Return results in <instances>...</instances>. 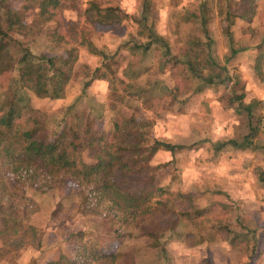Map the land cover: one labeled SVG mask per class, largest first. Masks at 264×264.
Returning <instances> with one entry per match:
<instances>
[{"label":"trees","instance_id":"trees-1","mask_svg":"<svg viewBox=\"0 0 264 264\" xmlns=\"http://www.w3.org/2000/svg\"><path fill=\"white\" fill-rule=\"evenodd\" d=\"M13 1L0 0V84L7 76L0 87V263L172 264L169 246L196 248L210 234L235 248L245 245L253 260L259 258L260 236L248 216L207 195L221 191L171 186L180 172L178 155L205 142L185 146L150 133L162 112L180 110V94L211 91L221 95L242 128L206 142L207 149L252 151L264 160V101L246 102L243 82L228 67L253 52L252 70L264 83V33L237 28L256 17L257 0H188L174 15L177 32L158 29L154 0H140L138 11L115 0H88L81 17L91 31L74 22L72 44L58 31L57 19L64 8H73L69 0H19L18 8ZM214 17L226 44L222 59L211 29ZM125 25L129 30L114 48L91 41L97 26ZM45 31L48 50L34 52ZM81 51L98 65L83 66L79 77ZM178 72L185 74L182 88L168 78ZM95 81L106 83L103 110L79 108ZM74 82L81 95L51 124L33 106L34 97L63 99ZM166 154L169 159L158 162ZM256 175L264 188V165ZM42 208L51 219H81L84 227L63 230L61 239L44 247V234L31 220ZM218 211L231 220L225 223ZM210 218L215 222L204 233L202 222Z\"/></svg>","mask_w":264,"mask_h":264},{"label":"rangeland","instance_id":"rangeland-1","mask_svg":"<svg viewBox=\"0 0 264 264\" xmlns=\"http://www.w3.org/2000/svg\"><path fill=\"white\" fill-rule=\"evenodd\" d=\"M88 0H71L73 8H64L57 19L61 25L58 31L64 35L65 41L72 44L73 31H77L73 23L79 22V28L83 26L85 31L90 32L91 26H84L81 13L86 8ZM129 11H138L140 0H115ZM188 0H154V17L156 24L161 31L177 32L174 28L177 23L175 13L186 5ZM257 15L250 23H238L237 28L259 31L264 33V0H257ZM14 7L18 8L19 0L13 1ZM70 5V4H67ZM35 10L29 12L26 16L27 22L33 19ZM220 23L216 17L213 18L211 29L217 38L216 52L220 59L225 55V40L222 39L220 32ZM129 30V25L123 27H103L97 26L91 33V41L97 48H114ZM235 33H239L238 30ZM117 36V37H116ZM119 36V37H118ZM49 44L46 39V31L38 38L34 52L42 53L48 50ZM57 52H63L61 48H56ZM243 54L240 58L231 61L229 64V75L236 74L243 82L245 90L246 102L253 99L264 101V83L254 74L251 66L250 57H254L255 53L249 52ZM98 65L96 57H92L85 51H81L80 58L76 64L78 75L81 76L83 66L94 67ZM185 77L184 73H176V76H168L171 82H180V88L183 87L181 82ZM7 76L2 79L0 87L6 86ZM195 87V86H194ZM223 93L224 87L220 89ZM80 94V85L74 82L69 86L68 91L63 99L57 101H48L34 97L33 106L39 111L46 113L51 124L55 125L63 118L65 108L72 103ZM106 83L103 81L93 82L81 97L78 107H94L95 110H103V102H107ZM219 98L221 100H219ZM87 99H90L88 101ZM180 110L174 113L162 112L150 133L157 139H167L174 143L185 146L196 145L205 142V145L199 147H191V150L182 153L177 157L176 167L180 170L178 176L172 181V188L187 190L195 187L199 191H221L222 195H211L212 199L222 201L227 206L237 207L243 211L251 221L252 227H256L260 236L261 243L258 248L260 250L259 258L250 256L246 252L245 245H239L236 248L230 246L222 240L220 235L207 236L209 242L201 245L189 247L169 246V256L172 257V264H264V188L257 182L256 167L264 165L263 157L257 152L252 151H236L224 150L217 154L207 149L206 142H214L218 139H224L237 132L242 128L240 119L234 112L226 106L223 98L218 93L214 94L208 91L203 94L193 95L191 92H183L180 94ZM116 108H119L116 106ZM93 109V108H92ZM264 117V107L262 109ZM264 126V118L262 121ZM263 137V136H262ZM158 162L169 159V156L158 155ZM178 170V171H179ZM167 172H162L164 177ZM175 175V174H174ZM170 179V177H168ZM167 181V180H166ZM216 215L223 221L231 220L230 215L220 213ZM50 212L47 209H40L32 216V222L40 228L43 235V246L55 243L57 239H61L64 232L78 231L84 227V222L73 220L72 218L51 219ZM215 222L214 218L204 220L202 229L205 232L206 226H212ZM63 230H65L63 232ZM62 234V235H61ZM177 248V249H176ZM254 261V262H251Z\"/></svg>","mask_w":264,"mask_h":264},{"label":"crops","instance_id":"crops-1","mask_svg":"<svg viewBox=\"0 0 264 264\" xmlns=\"http://www.w3.org/2000/svg\"><path fill=\"white\" fill-rule=\"evenodd\" d=\"M28 258H29V257H28ZM28 258H27V259H28ZM25 261H26V259H25ZM0 264H4V263H0Z\"/></svg>","mask_w":264,"mask_h":264}]
</instances>
